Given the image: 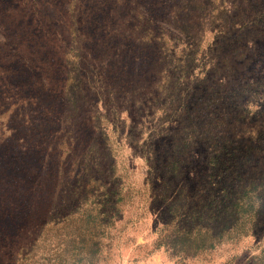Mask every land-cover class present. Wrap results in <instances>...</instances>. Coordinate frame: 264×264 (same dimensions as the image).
I'll return each instance as SVG.
<instances>
[{
	"label": "rangeland",
	"instance_id": "1",
	"mask_svg": "<svg viewBox=\"0 0 264 264\" xmlns=\"http://www.w3.org/2000/svg\"><path fill=\"white\" fill-rule=\"evenodd\" d=\"M261 58L264 0H0V264H79L90 225L66 213L106 196L94 264H264V217L234 236L249 212L223 202L212 249L162 239L221 231L199 214L224 188L204 140H173L204 86L263 94Z\"/></svg>",
	"mask_w": 264,
	"mask_h": 264
},
{
	"label": "trees",
	"instance_id": "2",
	"mask_svg": "<svg viewBox=\"0 0 264 264\" xmlns=\"http://www.w3.org/2000/svg\"><path fill=\"white\" fill-rule=\"evenodd\" d=\"M260 67H264V58H261L252 72L261 71ZM237 85L233 89L228 87L211 89L209 85L204 86L202 97L194 100L191 109L187 110L184 106L180 111L181 128L173 140L176 143L174 147L178 149L185 147L189 144L188 139L195 137L204 140L206 150L209 151V160L215 165L213 172L216 174L211 176L218 179L224 188L222 193L210 196L205 211L199 212L207 218L208 224L212 221L217 228H222L221 231L211 230L212 227L208 226L206 221L202 228L204 231L198 233L199 238L191 237L190 231L185 227H182L178 234L170 232L169 235L166 233L167 228L164 229L165 234L162 239L167 240L165 242L174 256H178L180 252L187 256L200 249H212L219 243L217 240L223 234L230 235L233 228L230 230V226L224 221L220 222L221 226L218 225L216 223L218 216L214 218V212H211L217 204L222 202L226 204V209L223 210L224 219L233 218L238 213L241 214L239 216H243L244 213L249 212L245 215L247 220L240 221L239 227L234 228L236 232L234 236L237 235L238 229L247 227L246 231H248L255 220L264 217V160L260 156L264 153V93L259 94V89L263 87L253 88L243 77H240ZM238 137H243V141L237 140ZM230 146H234L232 151ZM240 146L243 148L237 155L235 152ZM181 154L176 155V158L167 159L164 176L176 174V162L180 160ZM248 158L250 161L247 160ZM233 173L235 174L233 178H228V175ZM164 192L169 191L166 189ZM173 207L176 208V204H170L168 210L171 218L165 226H169L176 218ZM108 211L109 199L107 200L106 196L80 214L74 210L66 213L68 216L78 215L79 221L90 225L86 231L89 232L90 238L86 242L82 241L79 264H94L97 261L101 251L100 236L103 234L101 228L103 222L109 218ZM185 217L190 216L187 213Z\"/></svg>",
	"mask_w": 264,
	"mask_h": 264
}]
</instances>
